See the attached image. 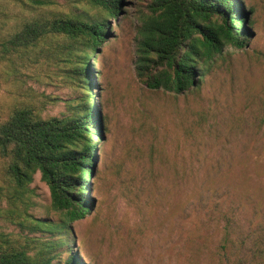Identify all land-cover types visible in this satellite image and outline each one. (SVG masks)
Here are the masks:
<instances>
[{"label": "rangeland", "instance_id": "obj_1", "mask_svg": "<svg viewBox=\"0 0 264 264\" xmlns=\"http://www.w3.org/2000/svg\"><path fill=\"white\" fill-rule=\"evenodd\" d=\"M43 1L0 0V41L26 21L70 12L105 18L109 31L90 61L102 138L84 193L89 210L66 230L70 252L83 264H264V0H240L251 34L202 60L198 86L182 93L149 89L135 74L150 0H121L113 18L85 0ZM48 41L66 39L48 36L40 48ZM9 63L0 66V122L16 108L48 118L78 103L67 67ZM7 178L0 159V245H53L58 235L27 228L32 219L59 221L39 172L21 194Z\"/></svg>", "mask_w": 264, "mask_h": 264}, {"label": "trees", "instance_id": "obj_2", "mask_svg": "<svg viewBox=\"0 0 264 264\" xmlns=\"http://www.w3.org/2000/svg\"><path fill=\"white\" fill-rule=\"evenodd\" d=\"M33 1L44 4L43 0ZM85 2L111 18L117 16L121 4V0ZM149 9L137 29L134 71L152 90L182 93L198 86L202 60L207 61L227 45L242 46L251 34L243 26L251 21H247L240 0H150ZM211 18L220 19V23H212ZM107 25L105 18L63 13L26 21L0 41V66L4 62L13 65L14 59L34 63L43 58L61 69L67 67V77L76 79L81 89L78 103L67 106L61 116L42 118L26 106L14 109L0 122V159L5 161L11 189L21 194L38 171L49 190L50 208L60 215L56 223L32 219L27 226L31 232L44 228L58 235L53 245L8 241L0 245V264H83L76 253L70 252L68 242L74 238L66 230L84 217L91 203L84 193L102 134L101 115L91 106L94 93L90 61L95 60L92 54L109 36ZM48 36L66 41H48L40 48ZM153 161L151 156L146 160L150 165L148 177ZM228 225L225 223L224 228ZM59 246L69 253L61 257L53 252V247Z\"/></svg>", "mask_w": 264, "mask_h": 264}]
</instances>
